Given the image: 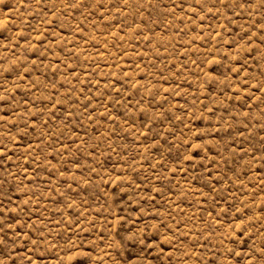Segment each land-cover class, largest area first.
Listing matches in <instances>:
<instances>
[{
	"label": "rangeland",
	"instance_id": "obj_1",
	"mask_svg": "<svg viewBox=\"0 0 264 264\" xmlns=\"http://www.w3.org/2000/svg\"><path fill=\"white\" fill-rule=\"evenodd\" d=\"M0 264H264V0H0Z\"/></svg>",
	"mask_w": 264,
	"mask_h": 264
}]
</instances>
